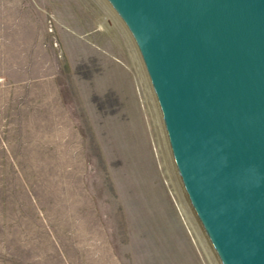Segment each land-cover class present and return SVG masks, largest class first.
Here are the masks:
<instances>
[{
    "label": "rangeland",
    "instance_id": "1",
    "mask_svg": "<svg viewBox=\"0 0 264 264\" xmlns=\"http://www.w3.org/2000/svg\"><path fill=\"white\" fill-rule=\"evenodd\" d=\"M5 78L24 84L0 91V264H214L101 0H0ZM39 93L53 119L33 127L11 107H46Z\"/></svg>",
    "mask_w": 264,
    "mask_h": 264
},
{
    "label": "water",
    "instance_id": "2",
    "mask_svg": "<svg viewBox=\"0 0 264 264\" xmlns=\"http://www.w3.org/2000/svg\"><path fill=\"white\" fill-rule=\"evenodd\" d=\"M214 264H264V0H101Z\"/></svg>",
    "mask_w": 264,
    "mask_h": 264
},
{
    "label": "crops",
    "instance_id": "3",
    "mask_svg": "<svg viewBox=\"0 0 264 264\" xmlns=\"http://www.w3.org/2000/svg\"><path fill=\"white\" fill-rule=\"evenodd\" d=\"M44 80H45L44 78H42L40 80L41 85H42L41 89H36V87H37V85H36V87H33V89L31 91H49V89L44 88V85H45ZM5 82H6V84H5L6 86L3 84H0V91H19L20 90L19 86H23V84H24V82H21L20 80L16 81V82H18V83H16L17 85H14V83L12 84L10 82V80L7 81V79ZM12 85H14V86H12ZM27 91H29V89ZM40 95L42 98L41 99L42 104L43 103L46 104V107L41 106L40 108H38L39 104H34V102H29V105L25 106V108L22 107V104H20V106H18V107L12 106L11 111L16 112V113H19L18 111H23L21 114L19 113L21 118H23V119L25 118L27 120V122L30 121L31 126H33V127H38V125L43 124V122H45L49 118H50V120L53 119V118L49 117V115H50V113H49L50 112V101H49V99L46 97L47 100H45V96L43 94H40ZM3 97H7L6 94H4ZM31 98H33V96H31ZM26 110H28V111H26Z\"/></svg>",
    "mask_w": 264,
    "mask_h": 264
},
{
    "label": "bare ground",
    "instance_id": "4",
    "mask_svg": "<svg viewBox=\"0 0 264 264\" xmlns=\"http://www.w3.org/2000/svg\"><path fill=\"white\" fill-rule=\"evenodd\" d=\"M178 192V191H177ZM181 208H182V210H183V212L186 214V216H187V220L190 222V224H191V226L192 227H194V230L197 232V234L200 236V233H199V231H198V229H197V227H196V225L195 224H193L194 222H193V220L191 221V216L189 215V213L187 212V209H186V207H185V205H184V203H183V201L181 200ZM191 218V219H190ZM200 238H201V236H200ZM202 239V238H201Z\"/></svg>",
    "mask_w": 264,
    "mask_h": 264
}]
</instances>
